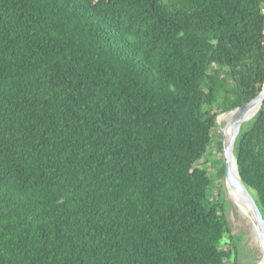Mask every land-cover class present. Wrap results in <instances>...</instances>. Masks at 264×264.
Masks as SVG:
<instances>
[{"label": "trees", "instance_id": "1", "mask_svg": "<svg viewBox=\"0 0 264 264\" xmlns=\"http://www.w3.org/2000/svg\"><path fill=\"white\" fill-rule=\"evenodd\" d=\"M262 9L0 0V264H243L204 159L262 88ZM234 155L264 216V102Z\"/></svg>", "mask_w": 264, "mask_h": 264}, {"label": "water", "instance_id": "2", "mask_svg": "<svg viewBox=\"0 0 264 264\" xmlns=\"http://www.w3.org/2000/svg\"><path fill=\"white\" fill-rule=\"evenodd\" d=\"M263 102L264 82L261 90L253 99L249 100L246 103L240 104L238 107L228 112L232 115L230 119L226 122L224 128L231 127V133L228 142H226L222 130V149L224 157V180L226 182L227 187L236 191L247 206L249 214L248 217L252 223L254 234L257 237V241L260 245L262 253L261 260L264 263V216L258 208L250 191L244 185L238 174L237 161L234 155V145L241 126L247 121H249L258 112ZM254 107H256V112L251 117H249L248 113Z\"/></svg>", "mask_w": 264, "mask_h": 264}, {"label": "rangeland", "instance_id": "3", "mask_svg": "<svg viewBox=\"0 0 264 264\" xmlns=\"http://www.w3.org/2000/svg\"><path fill=\"white\" fill-rule=\"evenodd\" d=\"M224 114H228V112L219 114L216 119L217 127L214 132L213 144L209 148L210 153H208L204 159L205 168L214 180H216V173L218 172L219 167V162L217 160L221 159V156L217 153V142H222V130L226 125V121H219V117ZM217 182L219 184V180ZM222 188L224 199L227 201L226 215L231 225V233L233 236L240 237L241 239L237 247L238 257L236 258V262L243 264H258L262 259V253L248 214L243 212V209H241L240 206L236 205L234 201L229 198L224 181ZM228 264H231V262H228Z\"/></svg>", "mask_w": 264, "mask_h": 264}, {"label": "bare ground", "instance_id": "4", "mask_svg": "<svg viewBox=\"0 0 264 264\" xmlns=\"http://www.w3.org/2000/svg\"><path fill=\"white\" fill-rule=\"evenodd\" d=\"M256 110V107H254L253 109H251L248 113V116L251 117L253 114H255V111ZM231 113H228V114H224V115H221L219 117V121H228L231 117ZM223 133H224V138H225V141L228 142L229 140V137H230V133H231V127H226L223 129ZM224 184H225V187L227 189V192H228V195H229V198L234 201V203L238 206H240L241 209H243V212H246V214H248V209H247V206L246 204L244 203V201L242 200V198L239 196V194L232 190L231 188H228L227 185H226V182L224 180ZM249 215V214H248ZM257 238V237H256ZM258 264H264L263 261L261 260L260 263Z\"/></svg>", "mask_w": 264, "mask_h": 264}, {"label": "built area", "instance_id": "5", "mask_svg": "<svg viewBox=\"0 0 264 264\" xmlns=\"http://www.w3.org/2000/svg\"><path fill=\"white\" fill-rule=\"evenodd\" d=\"M262 14H264V9H262ZM263 34H264V31H263Z\"/></svg>", "mask_w": 264, "mask_h": 264}]
</instances>
